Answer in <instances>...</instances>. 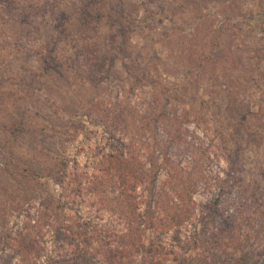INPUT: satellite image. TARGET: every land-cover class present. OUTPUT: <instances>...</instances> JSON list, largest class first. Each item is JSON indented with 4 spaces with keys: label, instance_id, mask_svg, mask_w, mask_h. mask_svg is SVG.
I'll list each match as a JSON object with an SVG mask.
<instances>
[{
    "label": "rangeland",
    "instance_id": "rangeland-1",
    "mask_svg": "<svg viewBox=\"0 0 264 264\" xmlns=\"http://www.w3.org/2000/svg\"><path fill=\"white\" fill-rule=\"evenodd\" d=\"M27 2L13 0L20 9ZM53 6L70 14V36L50 17L29 19V29L17 15L0 28V231L37 222L51 255L59 226L123 231L125 176L109 162L123 153L145 199L156 178L166 192L170 177L188 178L194 200L175 208L192 215L191 235L219 204L224 220L231 216L222 235L229 253L264 252V0H123V26L115 1L103 0L92 32L81 27L79 2ZM47 50L54 70L32 81ZM221 221L207 230L220 231Z\"/></svg>",
    "mask_w": 264,
    "mask_h": 264
},
{
    "label": "trees",
    "instance_id": "trees-1",
    "mask_svg": "<svg viewBox=\"0 0 264 264\" xmlns=\"http://www.w3.org/2000/svg\"><path fill=\"white\" fill-rule=\"evenodd\" d=\"M46 1L50 4L45 5L44 3L38 8L31 5L32 1L28 0L27 6L24 8L22 6V9H20L13 3V0H0V28L8 26L10 21L16 22L17 15H19L20 20L16 23H19L20 26H28L29 29L33 25L29 19L38 17L45 22L50 17L53 20L51 24L58 25L57 31L64 30V36H70L68 25L71 22L70 14L53 6L54 3L56 5L61 4L63 0ZM76 1L80 5L82 4L81 10L77 12L78 14L83 12L87 23H84L81 27L92 32L93 23H99L104 18L100 9L94 10L98 5H102L103 0ZM113 1H115L117 15L121 16V19L119 17L117 20L123 26L128 21L127 16L123 17L125 12L123 0ZM51 7L52 10H50ZM130 22H132V19ZM65 26L67 27L65 28ZM129 28L124 29V35L120 36L119 39L122 40L127 36V33L129 34ZM27 36L28 34H25L22 37L27 38ZM53 43L57 47L59 40L54 39L53 42L49 43V47ZM119 43L118 40L112 42V52H116V47L119 50L121 49ZM124 51L125 47H123L120 57L125 56ZM112 54L114 56V53ZM107 56L110 57V53L104 55V68L98 72L107 70L105 66L108 62H111ZM119 56L117 53L116 59L120 58ZM36 60L41 63V71L39 73L32 72V81L44 80L49 72L54 70L52 67L56 62L53 53L47 50L45 58L40 59L37 57ZM94 62L98 61L95 60ZM133 64L135 65V62ZM138 70L135 65L134 71ZM164 116H166L164 113L159 115V117ZM247 118L243 115L241 121L245 123ZM240 126H243V124ZM20 129L14 128L13 132L20 131ZM244 152L245 148L238 155L242 156ZM122 155L123 153L120 158L110 155L109 162L112 164V171L120 170L119 172H124V175H122L125 176L124 190L127 194L128 208L120 214V224L124 228L123 231H113L111 234H107L89 223L77 227L78 229L59 226L53 231L54 236L51 239L57 252L51 255L47 253L46 248L42 245L46 233L43 225L36 222V226H32L31 223H28L23 232H15V230H11V233L0 231V251L3 248V254L0 255V264H264V252L243 254L241 257L229 253L231 243H223L222 235L231 232V226L226 222L231 216L226 217L227 220L225 221L217 203L211 209L210 219L202 220L206 228L201 235L200 233L191 235L187 231L189 226H192L190 222L192 215L185 214L186 217H182L175 208L179 206L182 209L178 204L179 202L186 203L187 200L192 203L194 200V195L192 196V191H190L192 187H189L187 177L180 173L179 177H170L171 182L168 181L167 192L164 191L161 185L158 190L159 180L158 178L154 179L151 182L153 187L149 191L150 197L145 199L137 193L138 190L134 185L137 181L140 184L143 183V181H140L141 175L139 177V172L132 165L133 160L128 162L125 158H122ZM233 156L232 154V159ZM57 183L62 188L64 181L58 179ZM172 195L176 197L175 200L174 197H171ZM218 220L223 222L222 229L216 233L208 231L207 227ZM31 228H36L38 233H33ZM185 232H188L186 238H184ZM172 233L174 235L170 240L171 242H168V238ZM189 234L191 237H189ZM147 238H149L148 241ZM232 245L235 244L232 243ZM201 250L202 252H200ZM136 260H139L138 263Z\"/></svg>",
    "mask_w": 264,
    "mask_h": 264
}]
</instances>
